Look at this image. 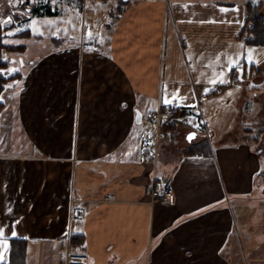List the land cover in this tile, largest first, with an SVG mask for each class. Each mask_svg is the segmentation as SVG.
Segmentation results:
<instances>
[{"label":"crops","instance_id":"crops-1","mask_svg":"<svg viewBox=\"0 0 264 264\" xmlns=\"http://www.w3.org/2000/svg\"><path fill=\"white\" fill-rule=\"evenodd\" d=\"M75 1L7 2L5 42H39L10 57L18 76L0 93V264L14 238L26 240L25 264H65L71 250L86 252L87 264H264V136L254 150L241 142L188 152L205 135L176 104L188 87L199 94L195 82L240 84L246 95L235 67L249 63L246 45H262L240 32L247 4L264 0H115L77 40L69 18L86 0ZM62 12L66 37L30 27ZM165 106L178 107L171 120L148 117ZM143 118L155 121L152 142L137 128ZM184 134L188 144L167 155L162 147H180ZM165 174L172 203L145 194Z\"/></svg>","mask_w":264,"mask_h":264},{"label":"rangeland","instance_id":"rangeland-1","mask_svg":"<svg viewBox=\"0 0 264 264\" xmlns=\"http://www.w3.org/2000/svg\"><path fill=\"white\" fill-rule=\"evenodd\" d=\"M7 2L8 0H0V25H2L1 27L3 29L4 26L8 25L9 23V20H4V15L9 9ZM114 3L115 0H86L84 9L73 8L71 11L72 13L70 14L71 17L69 18L73 38L75 40L79 39L80 35L92 28L96 20L102 21L105 19L100 14L102 11L101 9L108 10L110 7L114 6ZM18 4L19 3L16 2V5ZM262 7L261 13L264 16V8ZM107 16L108 15L105 17L107 18ZM47 20L49 22L48 24H43V26H41L40 23L34 24L32 22L30 23V27H32L34 30L41 31L43 37L48 39L53 34L63 35V37H66V35L62 34L61 29H59L61 24H66L67 22L63 12L60 16H57L56 18H48ZM57 20L58 23L56 22ZM52 21L56 22V24L54 23V25L51 26L50 23H52ZM15 28L17 29V27ZM3 40L12 42V40L6 38L5 36L3 37ZM14 41L19 42V40ZM70 41H73V39ZM38 42L39 40L37 39L21 42L23 45V51H8L7 55L9 56L6 58V60H9L10 57H16L15 54H18L19 52L27 55L37 48L36 44ZM243 46V41H239L238 46H236L238 54L237 57H239L242 61V57L244 55ZM257 52L260 53L257 54ZM245 57L247 60H250L249 63H243L242 65L235 67L239 78L242 79L244 75L247 80V90L244 97L241 90L242 86L240 84L220 88V86L218 87L217 83H209L206 86L208 92L206 94L201 92L204 90L206 91V89L202 90L198 88L199 84L195 82V86L199 93L198 95H196V93L191 91V88L188 87L187 91L176 99V104L178 105L180 111L182 109H186L190 112L180 120L185 125L191 126L193 129L192 131H195L199 135H205V139L211 144V150L220 149L226 146L234 147L241 142L249 143L251 149L254 150V144L256 143V140L261 141V138L264 136V79L262 82L255 81L257 78H255L257 75V70L262 64L261 58L264 57V46L254 47L251 45H246ZM263 75L264 73L262 76ZM218 89L219 92L217 93L216 91H218ZM229 93H231V95H229ZM243 98L245 105L239 107V99ZM163 119L165 118H162L161 122ZM169 119L170 118H167L165 122ZM174 122L176 129L178 128L179 121L177 120ZM155 127L156 124L154 120H148L145 118H143L137 126L138 130L143 129V131H141V138L148 139L150 142L153 141ZM176 131H178V129ZM198 134L197 136L199 137ZM184 135L183 138L179 139L181 145L180 147H177L176 145H172L175 147H167L166 145L162 147L163 151L169 155V153H175V151L182 150L184 146L188 144L186 135ZM168 137H170V133H168ZM177 142L178 139H174V143L176 144ZM168 146L171 145L169 144ZM252 226L253 224L251 223L250 228H248L249 226H247V228L252 230Z\"/></svg>","mask_w":264,"mask_h":264},{"label":"trees","instance_id":"trees-1","mask_svg":"<svg viewBox=\"0 0 264 264\" xmlns=\"http://www.w3.org/2000/svg\"><path fill=\"white\" fill-rule=\"evenodd\" d=\"M121 2H123L121 0ZM262 2L258 3H251L247 4V19L245 28L243 32H240V36L244 37L245 41L248 44L252 45H264V16L261 13ZM50 15L53 13L49 12ZM0 25V93L5 87V84L8 80L13 79L18 76V74L10 73L5 74L2 71L4 66H7L11 59L5 60L2 58V50L5 49L7 51L17 52V50L23 51L22 44H13L7 43L3 40L5 36L4 30ZM21 35L30 36L31 33L29 30H24L19 32ZM18 33V34H19ZM2 108V104L0 102V111ZM210 143L205 138L202 139L200 142L191 145L188 148V152L191 153H202L208 154L211 153ZM76 238V237H73ZM26 240L20 238H14L10 240V250H9V260L8 264H25V254H26Z\"/></svg>","mask_w":264,"mask_h":264},{"label":"built area","instance_id":"built-area-1","mask_svg":"<svg viewBox=\"0 0 264 264\" xmlns=\"http://www.w3.org/2000/svg\"><path fill=\"white\" fill-rule=\"evenodd\" d=\"M81 0L75 1V6H80ZM178 113V108L165 106L158 111L150 114L149 118L161 120L162 118H172ZM150 148V145H146ZM145 194L151 198L160 197L167 202L175 201V192L173 189V177L171 175H161L156 177L151 184H146ZM65 264H87L88 254L84 251H68L65 256Z\"/></svg>","mask_w":264,"mask_h":264},{"label":"flooded vegetation","instance_id":"flooded-vegetation-1","mask_svg":"<svg viewBox=\"0 0 264 264\" xmlns=\"http://www.w3.org/2000/svg\"><path fill=\"white\" fill-rule=\"evenodd\" d=\"M11 61H12V58H10ZM13 67H12V62H10L7 66H4L2 68V71L5 73V74H10L11 72L13 73L12 71Z\"/></svg>","mask_w":264,"mask_h":264},{"label":"water","instance_id":"water-1","mask_svg":"<svg viewBox=\"0 0 264 264\" xmlns=\"http://www.w3.org/2000/svg\"><path fill=\"white\" fill-rule=\"evenodd\" d=\"M140 119H141V114H140V112H137V114H136V120L137 121H140ZM189 135H191L192 136V138L191 139H189L188 137H189ZM187 138H188V140L189 141H191V140H193L194 138H195V133L194 132H189L188 134H187Z\"/></svg>","mask_w":264,"mask_h":264},{"label":"snow or ice","instance_id":"snow-or-ice-1","mask_svg":"<svg viewBox=\"0 0 264 264\" xmlns=\"http://www.w3.org/2000/svg\"><path fill=\"white\" fill-rule=\"evenodd\" d=\"M222 11H223V9H222ZM10 22V21H9ZM212 83H217V81H212ZM219 83H224V81L223 80H220L219 81ZM9 87H11V85H9ZM206 91H207V89H206ZM229 95H231V93H229ZM171 101H169V100H165L164 101V103H170ZM189 139H191L192 138V136L191 135H189V137H188Z\"/></svg>","mask_w":264,"mask_h":264}]
</instances>
